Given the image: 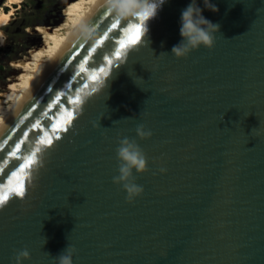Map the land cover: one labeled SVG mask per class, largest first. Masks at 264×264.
<instances>
[{"label":"water","instance_id":"1","mask_svg":"<svg viewBox=\"0 0 264 264\" xmlns=\"http://www.w3.org/2000/svg\"><path fill=\"white\" fill-rule=\"evenodd\" d=\"M190 2L164 0L119 59L116 41L130 24L97 46L116 21L98 7L84 24L97 38L78 32L2 128L0 143L12 139L0 151V183L41 151L25 198L0 210V264L25 248L24 264H56L70 245L74 264H264V0H212L218 12L203 15L220 26L214 48L177 59L171 49ZM77 96L83 103L69 102ZM69 113L68 131L53 133ZM140 125L150 139L136 135ZM45 133L51 146L39 143ZM124 137L148 157L136 176L144 192L131 204L113 183ZM21 139V159L5 162Z\"/></svg>","mask_w":264,"mask_h":264},{"label":"clouds","instance_id":"2","mask_svg":"<svg viewBox=\"0 0 264 264\" xmlns=\"http://www.w3.org/2000/svg\"><path fill=\"white\" fill-rule=\"evenodd\" d=\"M163 2L164 0H100L99 7L105 9L115 20L120 22L133 24L142 19L146 25L148 20L156 16L157 9ZM202 3L203 8L200 7L198 0H191L181 12L179 20L181 40L171 49V55L177 59L187 58L201 47L208 50L214 48L220 26L208 20L203 15V11L206 9L218 12V8L212 3V0H202ZM78 38L84 41L95 40L97 34L94 28L82 24ZM136 135L140 140H147L152 137L153 133L144 125H140L136 128ZM116 158L118 175L113 177V183L122 186L127 194V203H134L135 199L144 192L143 186L136 182V176L148 171V157L135 139L124 137L118 141ZM159 171L161 174H165L167 170L161 167ZM75 251L73 246H68L62 254L55 258L56 264H74ZM30 259V252L25 248L15 253L13 264H24Z\"/></svg>","mask_w":264,"mask_h":264},{"label":"bare ground","instance_id":"3","mask_svg":"<svg viewBox=\"0 0 264 264\" xmlns=\"http://www.w3.org/2000/svg\"><path fill=\"white\" fill-rule=\"evenodd\" d=\"M25 0H6L7 10H0V49L7 45L6 27L10 25ZM100 0H71L64 6V19L55 24L43 23L28 27V31L42 36L38 46L28 55L12 59L11 66L20 72L10 79L5 90H0V131L37 85L40 79L99 7Z\"/></svg>","mask_w":264,"mask_h":264},{"label":"snow or ice","instance_id":"4","mask_svg":"<svg viewBox=\"0 0 264 264\" xmlns=\"http://www.w3.org/2000/svg\"><path fill=\"white\" fill-rule=\"evenodd\" d=\"M142 25H143V20L141 19L139 24H135V23L130 24L128 25L127 28H124V24L121 23L119 20H116L107 27H104L103 35L98 41H96V45L97 46L103 45L105 40H109L111 43V38L109 37V33H112L113 36L118 37L119 32H114L113 30L117 28H124L125 38L118 39L116 41L119 44V50L115 52V56L117 57V59H119L122 56L123 52L129 48V46L136 45L138 43V41L140 40ZM86 51L88 52L89 55L83 57V60L79 65L80 71L75 73L76 76H79L81 73L86 71L84 65L88 64L89 56L91 55V53L97 51V47L96 46L89 47L86 49ZM101 55H103V53H101ZM104 59L107 61L108 65L112 64V60L108 56H104ZM69 63L71 64L72 61H69ZM100 73L107 75V71L104 68H100ZM91 79L93 81L98 80L97 74L93 73ZM49 91L52 90L49 89ZM59 102H60V97L57 96L53 101V104H58ZM69 102L75 104L83 103V101L79 96H77L74 100H70ZM51 107L52 105H49V110H51ZM43 114L45 116L48 115L47 112H44ZM29 115H31V112H29ZM70 123H72L71 113H69L65 119L52 124L53 133L58 131H68L67 125ZM39 127H40V122L39 120H37L36 123L32 125V128L36 129ZM24 136L26 138L27 133H24ZM11 139L12 138L9 136L6 140L0 143V151H4L5 145H7L8 141H10ZM24 142L25 141L23 139L18 140L11 149L7 150L5 162H7V159L10 158H16L17 160L21 159V156L18 154L21 152V145H23ZM39 143L41 145L51 146L53 144V138L48 133H45L44 137L39 138ZM40 151L41 149L37 148L35 152H31L28 156L23 157L24 162L19 165L16 171L11 172V174L7 178L6 184L0 183V210H3L5 207H7L14 198L17 197L25 198L26 196L25 181L29 179L28 170L31 169L32 166L35 164L36 154L37 152ZM2 171L3 169L0 168V172Z\"/></svg>","mask_w":264,"mask_h":264},{"label":"rangeland","instance_id":"5","mask_svg":"<svg viewBox=\"0 0 264 264\" xmlns=\"http://www.w3.org/2000/svg\"><path fill=\"white\" fill-rule=\"evenodd\" d=\"M6 0H0V10H7ZM71 0H25L21 3L14 21L6 27L7 45L0 49V90H5L10 79L20 71L11 66L12 59L28 55L31 47L42 42V36L28 31L38 24H55L64 19L62 10Z\"/></svg>","mask_w":264,"mask_h":264}]
</instances>
